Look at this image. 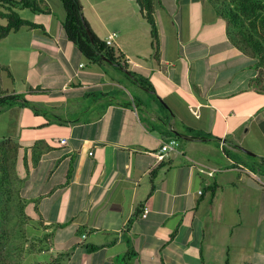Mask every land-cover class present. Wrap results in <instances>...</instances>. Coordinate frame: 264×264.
Instances as JSON below:
<instances>
[{
	"label": "crops",
	"instance_id": "obj_1",
	"mask_svg": "<svg viewBox=\"0 0 264 264\" xmlns=\"http://www.w3.org/2000/svg\"><path fill=\"white\" fill-rule=\"evenodd\" d=\"M162 2L155 48L140 7L118 27L87 17L102 40L118 33L111 47L125 69L86 60L52 0L23 17L40 27L0 39L12 73H2V89L23 95L0 112V142L20 145L22 194L37 198L30 214L48 225L58 264H264L258 58L230 41L206 0ZM186 8L208 11L221 36L177 33ZM171 138L177 151L159 160Z\"/></svg>",
	"mask_w": 264,
	"mask_h": 264
},
{
	"label": "trees",
	"instance_id": "obj_2",
	"mask_svg": "<svg viewBox=\"0 0 264 264\" xmlns=\"http://www.w3.org/2000/svg\"><path fill=\"white\" fill-rule=\"evenodd\" d=\"M60 1L65 10L62 24L68 39L79 48L85 59L92 62L107 60L121 68H127L125 63H121L122 56H117L116 50L93 31L84 17L81 0ZM206 1L214 7L218 16L227 21L230 41L240 51L258 58L255 67L261 70L254 80L259 84L264 75V0ZM43 2L44 0H0V39L24 26L40 27L23 18L16 9L28 8L35 13L47 12ZM136 2L142 17L151 27L152 44L155 48L159 42L155 0ZM2 73H8L12 77L9 67L0 64V112L23 97L20 94L6 95L2 89ZM129 74L136 77L133 71ZM136 80L147 88L152 87L145 79L136 77ZM19 148L20 145L11 138L0 142V264H58L57 258L48 262L37 259V254L51 249L52 235L44 229L48 225L30 214L31 208H35L37 198H28L22 194L26 179H22L17 172ZM30 257L32 259L28 261ZM228 263L227 259L225 264Z\"/></svg>",
	"mask_w": 264,
	"mask_h": 264
},
{
	"label": "rangeland",
	"instance_id": "obj_3",
	"mask_svg": "<svg viewBox=\"0 0 264 264\" xmlns=\"http://www.w3.org/2000/svg\"><path fill=\"white\" fill-rule=\"evenodd\" d=\"M52 1L58 16L59 13L62 14L63 11L65 12L60 0ZM81 2L83 5V14L87 21L89 18L93 22H96V19L99 22V19L96 16L99 12L104 16V18H106L109 25L113 27H118L116 25V22L118 20H121L123 18V15L130 14L132 9H138L139 12V6L135 0H81ZM160 6H164L162 0H155L156 9L160 8ZM16 10L22 17L31 15V10L28 8H17ZM204 12L208 14V11H203L199 8H186L182 10L180 15L181 21L179 24H176V32L184 36H188L190 33H193V36L198 37L207 36L218 38L219 36H221L220 31H222V28H218L217 26L213 25V23H205L206 18L203 14ZM190 16L194 18L190 19ZM208 24H210L211 26L207 27ZM126 86L128 87L130 93L133 94V85L129 84ZM28 230L31 231L30 228H28ZM49 251L37 254V259L42 262H48L52 260L51 253ZM31 259V257L28 258V261H30Z\"/></svg>",
	"mask_w": 264,
	"mask_h": 264
},
{
	"label": "built area",
	"instance_id": "obj_4",
	"mask_svg": "<svg viewBox=\"0 0 264 264\" xmlns=\"http://www.w3.org/2000/svg\"><path fill=\"white\" fill-rule=\"evenodd\" d=\"M117 35H118L117 32L110 33L107 39L105 40L106 44L108 46H112ZM66 142H67V139H61V143H66ZM178 145H179V142L176 138H171L168 141L163 142L160 146L159 151L156 154L157 158L159 160H163L167 158V156H169L171 153L177 151ZM149 212H150L149 207L144 206L142 217H147Z\"/></svg>",
	"mask_w": 264,
	"mask_h": 264
},
{
	"label": "water",
	"instance_id": "obj_5",
	"mask_svg": "<svg viewBox=\"0 0 264 264\" xmlns=\"http://www.w3.org/2000/svg\"><path fill=\"white\" fill-rule=\"evenodd\" d=\"M89 34H90V32H89ZM91 35V34H90Z\"/></svg>",
	"mask_w": 264,
	"mask_h": 264
}]
</instances>
